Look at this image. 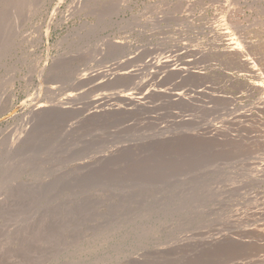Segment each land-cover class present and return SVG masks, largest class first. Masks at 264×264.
<instances>
[{
	"label": "rangeland",
	"instance_id": "374dc122",
	"mask_svg": "<svg viewBox=\"0 0 264 264\" xmlns=\"http://www.w3.org/2000/svg\"><path fill=\"white\" fill-rule=\"evenodd\" d=\"M0 264H264V0H0Z\"/></svg>",
	"mask_w": 264,
	"mask_h": 264
},
{
	"label": "bare ground",
	"instance_id": "6f19581e",
	"mask_svg": "<svg viewBox=\"0 0 264 264\" xmlns=\"http://www.w3.org/2000/svg\"><path fill=\"white\" fill-rule=\"evenodd\" d=\"M219 247V246H218Z\"/></svg>",
	"mask_w": 264,
	"mask_h": 264
}]
</instances>
